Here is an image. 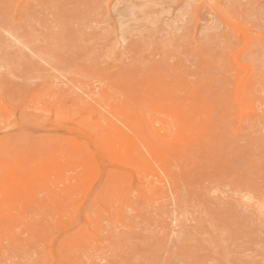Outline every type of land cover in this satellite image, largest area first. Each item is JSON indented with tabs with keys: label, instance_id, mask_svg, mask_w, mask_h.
Returning <instances> with one entry per match:
<instances>
[{
	"label": "rangeland",
	"instance_id": "obj_1",
	"mask_svg": "<svg viewBox=\"0 0 264 264\" xmlns=\"http://www.w3.org/2000/svg\"><path fill=\"white\" fill-rule=\"evenodd\" d=\"M0 264H264V0H0Z\"/></svg>",
	"mask_w": 264,
	"mask_h": 264
},
{
	"label": "bare ground",
	"instance_id": "obj_2",
	"mask_svg": "<svg viewBox=\"0 0 264 264\" xmlns=\"http://www.w3.org/2000/svg\"><path fill=\"white\" fill-rule=\"evenodd\" d=\"M242 29V28H241ZM235 57V56H234ZM182 124V123H181ZM183 125H185V124H182V127H183ZM185 128V127H184ZM186 130V129H185ZM186 132V131H185ZM189 134V133H188ZM7 174V173H6ZM82 202V201H81ZM79 207V206H78Z\"/></svg>",
	"mask_w": 264,
	"mask_h": 264
}]
</instances>
